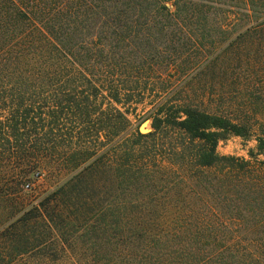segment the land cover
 <instances>
[{"label": "trees", "instance_id": "obj_1", "mask_svg": "<svg viewBox=\"0 0 264 264\" xmlns=\"http://www.w3.org/2000/svg\"><path fill=\"white\" fill-rule=\"evenodd\" d=\"M254 35L264 0H0V264H264V48L231 111L153 77ZM231 136L247 159L217 153Z\"/></svg>", "mask_w": 264, "mask_h": 264}, {"label": "rangeland", "instance_id": "obj_2", "mask_svg": "<svg viewBox=\"0 0 264 264\" xmlns=\"http://www.w3.org/2000/svg\"><path fill=\"white\" fill-rule=\"evenodd\" d=\"M239 28V27H238ZM237 36V33L232 34L229 41L233 40ZM219 39V36H217ZM217 44L213 49H209L208 57L198 58L193 66L185 67L183 73L175 74L173 68L167 69L165 60L163 65L165 72L156 74L153 76L158 83H161V87L157 86L161 91H169L173 94V91L178 95H198L204 97L206 103L212 105V111H224L234 110L240 108L238 101L241 100L237 97L240 96L242 84H247L251 79L253 73L252 62L256 58V51L258 48H264L263 45L258 42V36L254 35V38L249 41L239 42V40L233 42V48L229 51L225 49L228 42ZM260 46V47H259ZM191 48L189 47L188 50ZM249 49V51H248ZM186 50V51H188ZM201 50V49H198ZM195 50H191L193 53ZM206 51V50H205ZM229 52V53H228ZM262 56H258L259 60L264 58V52ZM217 55V57H215ZM219 55V56H218ZM221 55V56H220ZM249 55V56H247ZM210 57H213L212 59ZM148 110H143L140 106L137 113H142ZM142 124H140L141 126ZM145 132L149 130V122L144 123ZM254 140H243L239 137L231 136L227 140L222 141L217 146V153L221 156H235L240 158H248V150L254 149ZM262 159L261 156L258 157ZM52 185V182L45 177H42L32 187L35 191L33 196L40 194L48 189ZM19 208V206H17ZM4 208L0 205V214L7 215V213H16L19 209ZM70 236L76 238L79 233H73V230L68 231ZM81 232V231H79ZM75 248H67V252H57V249L49 248L44 250L41 254H36L31 260L30 256L19 258L11 264H95L93 263L96 256L105 254L108 244L103 245L102 248L96 246H90V244L82 245L77 244ZM7 245L0 241V254L5 255L7 252ZM54 252L56 255H54ZM37 255H39L37 257ZM30 257V258H28ZM56 257V258H54ZM70 258L74 259L71 260Z\"/></svg>", "mask_w": 264, "mask_h": 264}, {"label": "water", "instance_id": "obj_3", "mask_svg": "<svg viewBox=\"0 0 264 264\" xmlns=\"http://www.w3.org/2000/svg\"><path fill=\"white\" fill-rule=\"evenodd\" d=\"M144 127H145L144 126V123L139 127V129H140L141 132H145V128Z\"/></svg>", "mask_w": 264, "mask_h": 264}]
</instances>
